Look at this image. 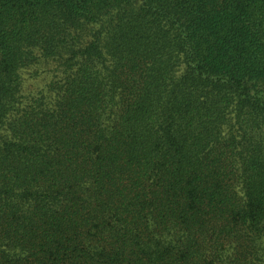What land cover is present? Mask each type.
<instances>
[{
    "label": "trees",
    "instance_id": "obj_1",
    "mask_svg": "<svg viewBox=\"0 0 264 264\" xmlns=\"http://www.w3.org/2000/svg\"><path fill=\"white\" fill-rule=\"evenodd\" d=\"M0 264H264V0H0Z\"/></svg>",
    "mask_w": 264,
    "mask_h": 264
}]
</instances>
